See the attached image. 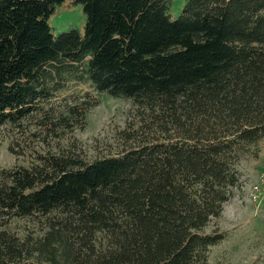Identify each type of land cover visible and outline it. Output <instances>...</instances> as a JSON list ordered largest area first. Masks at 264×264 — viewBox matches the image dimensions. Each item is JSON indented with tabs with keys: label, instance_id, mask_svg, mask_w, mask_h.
Masks as SVG:
<instances>
[{
	"label": "trees",
	"instance_id": "16d2710c",
	"mask_svg": "<svg viewBox=\"0 0 264 264\" xmlns=\"http://www.w3.org/2000/svg\"><path fill=\"white\" fill-rule=\"evenodd\" d=\"M63 2L0 0V128L30 157L0 168V264H210L226 234L203 230L264 141V0H185L177 20L170 0H73L83 32L55 36ZM102 94L132 116L86 159L72 132Z\"/></svg>",
	"mask_w": 264,
	"mask_h": 264
},
{
	"label": "rangeland",
	"instance_id": "374dc122",
	"mask_svg": "<svg viewBox=\"0 0 264 264\" xmlns=\"http://www.w3.org/2000/svg\"><path fill=\"white\" fill-rule=\"evenodd\" d=\"M73 0H64L57 6L47 20L51 33L58 35L76 30L83 32L85 16L81 7L71 5ZM185 0H170L168 12L172 20H177ZM76 93L90 92L83 85L73 84L71 90L64 96ZM57 103V102H55ZM56 106V104L54 105ZM132 116V107L128 101L111 98L102 94L99 105L87 115V125L84 130H74L72 137L81 145V153L86 159H92L118 150L115 133L123 130ZM10 131L0 128V168H11L14 165L28 167L30 157L25 156L17 161L8 153L7 146L11 138ZM67 138L58 141L67 145ZM257 157L245 156L238 165L239 181L232 190V197L224 205L221 218L212 220L203 230L205 234L213 232L226 234L225 240L210 252V264H263L264 257V199L257 205L247 203L243 187L253 183L260 172L264 171V141L258 143ZM30 228V227H27Z\"/></svg>",
	"mask_w": 264,
	"mask_h": 264
},
{
	"label": "built area",
	"instance_id": "2783aa9c",
	"mask_svg": "<svg viewBox=\"0 0 264 264\" xmlns=\"http://www.w3.org/2000/svg\"><path fill=\"white\" fill-rule=\"evenodd\" d=\"M247 203L257 205L264 199V171L260 172L255 181L248 187H243Z\"/></svg>",
	"mask_w": 264,
	"mask_h": 264
}]
</instances>
